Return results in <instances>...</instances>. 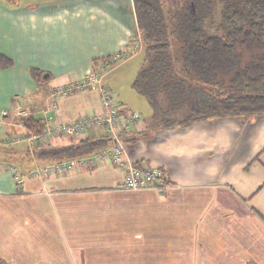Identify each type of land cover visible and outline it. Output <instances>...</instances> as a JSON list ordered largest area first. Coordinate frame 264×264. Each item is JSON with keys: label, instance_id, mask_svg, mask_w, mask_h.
<instances>
[{"label": "crops", "instance_id": "0c3cea01", "mask_svg": "<svg viewBox=\"0 0 264 264\" xmlns=\"http://www.w3.org/2000/svg\"><path fill=\"white\" fill-rule=\"evenodd\" d=\"M137 28L133 0H0V54L13 60L0 67V264H264V115L158 128L133 89L137 75L114 77L139 56L143 65L133 53ZM109 58L103 83L121 116H141L121 135L126 157L162 170L166 191L120 189L125 173L112 163L35 176L58 161L39 159L38 144L7 142L25 137L29 118L74 121L100 111L98 90L63 98L56 110L51 94Z\"/></svg>", "mask_w": 264, "mask_h": 264}, {"label": "trees", "instance_id": "16d2710c", "mask_svg": "<svg viewBox=\"0 0 264 264\" xmlns=\"http://www.w3.org/2000/svg\"><path fill=\"white\" fill-rule=\"evenodd\" d=\"M133 2L144 62L132 86L148 101L158 128L264 115V0ZM104 63L113 65V58ZM12 65L0 54V67ZM24 127V136L39 135L43 120L29 118ZM74 139L62 147L37 143L38 158L74 161L113 143L100 136Z\"/></svg>", "mask_w": 264, "mask_h": 264}, {"label": "built area", "instance_id": "2783aa9c", "mask_svg": "<svg viewBox=\"0 0 264 264\" xmlns=\"http://www.w3.org/2000/svg\"><path fill=\"white\" fill-rule=\"evenodd\" d=\"M140 39V38H139ZM139 48V49H138ZM142 43L139 40L135 49L141 50ZM109 65H96L85 79L64 86L55 87L51 94V108L56 110L59 102L75 93L98 89L101 95L102 109L89 116H82L74 121L57 122L49 116L43 119L44 130L39 135L25 136L23 139L17 138L7 141L13 144L15 141H26L27 143H50L54 138L73 137L79 139L90 132H99L100 137L111 139L112 147H108L89 157L74 161H60L33 171L32 175L39 177L56 176L69 173L77 167L85 168L106 163H112L124 171V180L119 185L120 189L129 191L152 190L163 192L170 188L165 178L164 172L160 169H143L137 167L132 161L127 159L126 147L123 145L120 135L131 131L141 122V116L128 111L122 117L123 107L111 96L108 87L103 83L105 75L108 73ZM19 116L28 117L29 113L17 107ZM8 111L2 113L3 117L8 116ZM2 123H0V126ZM15 173V183L17 186L24 184V175L17 169Z\"/></svg>", "mask_w": 264, "mask_h": 264}, {"label": "rangeland", "instance_id": "374dc122", "mask_svg": "<svg viewBox=\"0 0 264 264\" xmlns=\"http://www.w3.org/2000/svg\"><path fill=\"white\" fill-rule=\"evenodd\" d=\"M169 2H173V0H169ZM131 3H132V0H131ZM133 4H134V2H133ZM135 40V42H136V44H137V42H139V37H138V35H136L135 33H134V35L131 37V40ZM173 43H175V42H173ZM136 44H135V46H136ZM139 49V48H138ZM137 49V51L136 52H140V50H138ZM133 53H135V51H133ZM142 65V57L141 56H139V57H137L135 60H133L132 62H130L126 67H127V70L125 71V69L124 68H122V70H120L121 71V74L119 73V74H117V72L118 71H116L115 72V74H114V77L116 78V76H119V78H121L122 76H125L126 74H129L131 71H132V76H136L137 74H138V70L140 69V66ZM106 76V75H105ZM113 76V75H112ZM104 80V79H103ZM106 80H105V84H106ZM104 84V85H105ZM107 85V84H106ZM105 85V86H106ZM109 85H107L106 87H108ZM108 89H110V88H108ZM95 90H98V89H95ZM99 91V90H98ZM110 91V96L112 97V98H114L115 97V95H114V92L110 89L109 90ZM134 91V90H133ZM100 93V92H99ZM138 99H141L142 100V98H138ZM144 99V98H143ZM142 101H144V103H146V105H148V102L144 99V100H142ZM24 135H22L21 137H23ZM44 143V142H43ZM30 144V143H29ZM34 144H37V142L36 141H34V143H32V144H30V145H34ZM147 191H149V190H147Z\"/></svg>", "mask_w": 264, "mask_h": 264}]
</instances>
